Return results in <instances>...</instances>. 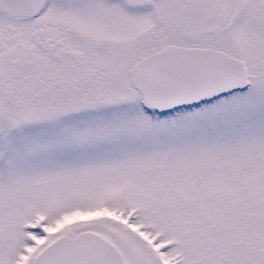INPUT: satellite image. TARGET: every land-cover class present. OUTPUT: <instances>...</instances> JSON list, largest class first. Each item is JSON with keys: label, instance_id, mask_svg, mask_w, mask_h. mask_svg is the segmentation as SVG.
Returning a JSON list of instances; mask_svg holds the SVG:
<instances>
[{"label": "snow or ice", "instance_id": "obj_1", "mask_svg": "<svg viewBox=\"0 0 264 264\" xmlns=\"http://www.w3.org/2000/svg\"><path fill=\"white\" fill-rule=\"evenodd\" d=\"M0 264H264V0H0Z\"/></svg>", "mask_w": 264, "mask_h": 264}]
</instances>
